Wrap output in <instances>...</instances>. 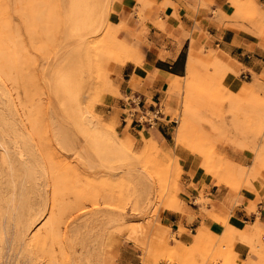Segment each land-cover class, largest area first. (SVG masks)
I'll list each match as a JSON object with an SVG mask.
<instances>
[{
	"label": "rangeland",
	"instance_id": "374dc122",
	"mask_svg": "<svg viewBox=\"0 0 264 264\" xmlns=\"http://www.w3.org/2000/svg\"><path fill=\"white\" fill-rule=\"evenodd\" d=\"M113 1L0 0V187L25 185L36 200L32 214L53 189L65 194L25 236L19 217L14 224L9 194L0 199V264H239L232 246L237 234L241 239L240 227L228 216L214 220L223 230L234 226L231 242L207 234L201 241L197 228L188 231L191 243L185 245L165 232L158 214L183 204L177 149L199 155L208 179L235 193L262 179L264 75L243 78L225 53L199 50L187 74L168 84L161 105L145 103L172 116L169 148L149 138L143 125L132 136L95 107L110 91L111 64L128 53L120 24L112 21ZM230 4L231 17L264 35V11L254 0ZM244 149L249 166L232 156ZM195 201L206 202L202 195ZM251 209L256 212V205ZM57 215L63 223L55 222L60 230L52 233ZM240 225L250 229L242 235L252 249L263 250L264 231ZM33 234L46 244L31 242Z\"/></svg>",
	"mask_w": 264,
	"mask_h": 264
},
{
	"label": "crops",
	"instance_id": "0c3cea01",
	"mask_svg": "<svg viewBox=\"0 0 264 264\" xmlns=\"http://www.w3.org/2000/svg\"><path fill=\"white\" fill-rule=\"evenodd\" d=\"M254 1L264 11V0ZM232 8L230 0H114L112 21L120 24L118 37L126 43L128 53L124 61L111 64L110 91L102 94L95 106L97 111L114 118L132 136H138L143 125L149 138L169 148L172 116L160 115L152 126L139 122L136 113L131 115L130 111L137 108L131 98L135 102L161 105L167 97L168 84L187 74L189 59H199L197 51L202 49L217 51L220 56L225 53L234 59L243 78L264 75V35L252 33L250 23L231 17L236 16ZM175 153L183 172L184 200L181 206L174 204L173 208L159 210L162 211L158 221L165 232L172 233L176 241L185 245L191 243L188 231L195 232L197 228L203 230L198 235L201 241L207 234L212 238L224 236L231 242L234 226L229 224L223 230L221 223L214 220L219 219L217 216H228L235 227H240L241 239L237 234L232 246L237 263L264 264V249H252L242 235L250 229H242L240 225L252 224L264 231V170L262 179L235 193L225 184L208 179L199 155L184 149ZM248 155V149L232 154L244 166L250 165ZM200 195L206 200L204 204L195 202ZM253 205L256 212L251 211ZM206 211L214 215L209 217ZM154 242L163 243V239ZM144 259L149 263L146 254Z\"/></svg>",
	"mask_w": 264,
	"mask_h": 264
},
{
	"label": "bare ground",
	"instance_id": "6f19581e",
	"mask_svg": "<svg viewBox=\"0 0 264 264\" xmlns=\"http://www.w3.org/2000/svg\"><path fill=\"white\" fill-rule=\"evenodd\" d=\"M75 25V24H74ZM1 93V92H0ZM2 96V95H1ZM2 104V103H1ZM1 108V107H0ZM1 114V113H0ZM84 116V115H83ZM83 116H82V118H83ZM1 117V116H0ZM0 120H1V118H0ZM93 125V124H92ZM62 126V125H61ZM63 128V127H62ZM63 130H65V129H62V132H66V131H63ZM60 131V130H59ZM67 134V133H66ZM74 134V133H73ZM68 135V134H67ZM70 135V134H69ZM63 136H64V139H65V142L66 143H68V139L67 138H69V137H67L66 138V136H65V134H63ZM79 136V135H78ZM75 137V136H74ZM77 137V136H76ZM76 137H75V139H76ZM71 138V137H70ZM3 139L4 138H1L0 140V142L2 143V141H3ZM111 139L114 141V138L113 137H111ZM73 140H74V138H73ZM78 140V139H77ZM0 143V144H1ZM71 143H72V141H71ZM74 143V142H73ZM77 143H79V142H77ZM69 144V143H68ZM80 145V144H79ZM80 154V153H79ZM41 155V154H40ZM22 165V164H21ZM25 165V164H24ZM13 166V165H12ZM26 166V165H25ZM2 167V166H1ZM1 167H0V171L2 170L1 169ZM30 168V167H29ZM34 169V168H33ZM22 170V169H21ZM14 171V170H13ZM15 171H16V169H15ZM36 171V170H35ZM18 172H19V170H18ZM33 172V171H32ZM11 174V173H10ZM16 174V173H15ZM26 174V173H25ZM49 176V175H48ZM26 177H28L27 175H26ZM46 181H49V183L52 181V177L50 176V177H47V179H46ZM25 183V182H24ZM9 185V184H8ZM26 185H27V183H26ZM10 186V185H9ZM8 186V187H9ZM53 186V185H52ZM7 187V186H6ZM46 187V186H45ZM51 187V186H50ZM54 187V186H53ZM16 187L15 186H13L12 188H11V186L8 188V189H6V190H4L3 191V188L2 187H0V199H1V201H2V199H4V197H5V194H9L8 195V198H7V202H8V204H9V206H12L11 207V209H14V214H16V216L13 214L12 216H14V224H15V221L18 219V217H19V219H18V221H17V226H19V225H21L23 228H21V230H20V232H19V234L20 233H22V236H25L26 234H27V231L32 227V226H34V223L38 220V218L39 217H41V215L42 214H44V212L43 211H46V209H47V206L49 205V209H51V212L53 213L54 212V210H55V207H56V200L59 198V199H61V200H64V197H65V194L63 193V192H60V193H57V192H55V190L53 189V192H52V194H47L48 196H46V200L41 204V205H43V207H41L40 208V201L38 202L39 203V205L40 206H38L39 208V211H38V213L37 214H32L31 212H30V210L31 209H33V207H35V204H34V202L36 203V200L35 201H33V199H31L30 198V194H28L27 192H26V190L28 189V188H26V186L24 185L23 187H22V189L20 190V189H18L19 187L17 186V189L18 190H16L15 189ZM37 188H39V187H37ZM43 188V187H42ZM45 189H47V188H45ZM41 190V189H40ZM18 191H20L19 193H18ZM28 191H29V189H28ZM33 192V191H32ZM35 192V191H34ZM36 192H38V193H40L39 192V190L38 191H36ZM47 192H48V190H47ZM51 193V192H50ZM7 196V195H6ZM6 202V203H7ZM196 202V201H195ZM49 203V204H48ZM10 208V207H9ZM10 209V210H11ZM34 210V209H33ZM33 210H31V211H33ZM49 212V211H48ZM52 215V214H51ZM63 215H57V216H55V218L53 217V218H51L52 219V224H53V226L51 227V229H50V231H52V233H55V232H57L58 230H60L59 228V226H57V227H55L54 225H55V222L56 223H58L59 225L61 224V223H63ZM18 223H19V225H18ZM18 229H20V228H18ZM38 237H40V235L38 234H33V236L31 237V239H30V241L31 242H35V243H37L38 245H40V246H42V245H45L46 244V241H47V239H42V240H38L37 241V238ZM16 242H17V240H16ZM24 243V242H23ZM8 262V261H7Z\"/></svg>",
	"mask_w": 264,
	"mask_h": 264
},
{
	"label": "built area",
	"instance_id": "2783aa9c",
	"mask_svg": "<svg viewBox=\"0 0 264 264\" xmlns=\"http://www.w3.org/2000/svg\"><path fill=\"white\" fill-rule=\"evenodd\" d=\"M130 101L137 105L136 109L130 111L131 115L136 113L137 114L136 119L139 122L147 123L149 126L154 125L155 121L160 116V110H159L160 108L154 107V105L145 106V103L142 102L141 100L135 102V98L134 99L131 98Z\"/></svg>",
	"mask_w": 264,
	"mask_h": 264
}]
</instances>
